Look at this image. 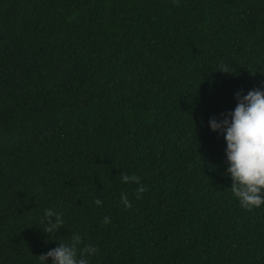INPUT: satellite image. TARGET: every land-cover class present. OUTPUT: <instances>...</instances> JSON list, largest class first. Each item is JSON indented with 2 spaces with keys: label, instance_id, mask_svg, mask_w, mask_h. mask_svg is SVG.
<instances>
[{
  "label": "trees",
  "instance_id": "16d2710c",
  "mask_svg": "<svg viewBox=\"0 0 264 264\" xmlns=\"http://www.w3.org/2000/svg\"><path fill=\"white\" fill-rule=\"evenodd\" d=\"M261 81L264 0H0V264L73 233L89 264H264L207 124Z\"/></svg>",
  "mask_w": 264,
  "mask_h": 264
},
{
  "label": "clouds",
  "instance_id": "9594fccd",
  "mask_svg": "<svg viewBox=\"0 0 264 264\" xmlns=\"http://www.w3.org/2000/svg\"><path fill=\"white\" fill-rule=\"evenodd\" d=\"M216 69L232 72L224 64ZM233 98L236 101L234 108L230 112L210 116L207 124L210 131L223 136L225 172L231 180V194L242 209L251 211L264 205V81L246 92L237 89ZM120 179L137 184V194L146 190L135 174H122ZM120 202L125 209L131 207L125 193H121ZM94 203L100 205L101 200L97 198ZM103 223H109V217L105 216ZM63 224L61 213L52 208L44 209L41 225L46 235L53 236ZM96 252L93 244L81 246V236L73 233L68 242L57 243L38 258L40 264H89L88 258Z\"/></svg>",
  "mask_w": 264,
  "mask_h": 264
}]
</instances>
